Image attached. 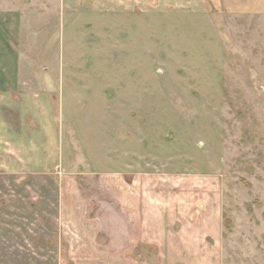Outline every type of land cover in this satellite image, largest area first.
Returning <instances> with one entry per match:
<instances>
[{
    "label": "rangeland",
    "instance_id": "rangeland-1",
    "mask_svg": "<svg viewBox=\"0 0 264 264\" xmlns=\"http://www.w3.org/2000/svg\"><path fill=\"white\" fill-rule=\"evenodd\" d=\"M5 5L25 13H64L63 76L89 113L87 122L74 124L78 143L90 145L78 171L97 173L79 183L87 191L90 215L117 225L114 247H125L120 242L132 229L124 227L127 215L120 208L115 221L105 213L116 211L110 191L140 187L149 174L154 178L146 181L149 186L162 182L166 190H182L181 227L185 235L198 234L193 243L184 237V252L199 250L201 260L176 264H264V0L258 13L226 8L225 0H7ZM101 95L104 100H97ZM72 103L73 111L80 107ZM31 186L26 179L0 180V189ZM98 201L108 206L100 211ZM26 216L23 223L2 222V214L0 237L33 236L36 229L28 228L32 221ZM40 252L38 260L31 255L0 264L103 263L53 261L44 255L48 249ZM128 254L132 258V247Z\"/></svg>",
    "mask_w": 264,
    "mask_h": 264
},
{
    "label": "crops",
    "instance_id": "crops-1",
    "mask_svg": "<svg viewBox=\"0 0 264 264\" xmlns=\"http://www.w3.org/2000/svg\"><path fill=\"white\" fill-rule=\"evenodd\" d=\"M5 4L7 0H0V180L26 179L33 187L1 188L0 217L3 214L6 218L0 220L17 218L23 223L27 214L32 221L28 228L36 232L22 238L1 236L0 260H21L31 255L38 260L40 251L46 249L44 255L53 261L119 264L132 259V264H176L201 260L199 250L184 252V237L193 243L198 234L192 230L185 235L181 227L178 198L182 190H166L162 182L149 186L146 181L154 180L149 174L144 175L140 187L110 191L116 211L105 213L112 214L115 221L120 208L127 215L124 227L127 232L132 229L126 241L120 242L125 247H114L120 236L113 230L117 225L106 226L103 218L90 215L87 191L79 183L97 173L83 175L78 171L81 163H87L90 145L82 148L78 143L74 124L87 122L89 113L83 100L71 92V79L63 76L67 62L59 45L64 31L67 33L64 13H25ZM230 4L245 13L262 11L259 0H225L226 8ZM73 101L80 106L75 111ZM74 165V172L65 171ZM170 196L172 200L167 198ZM98 202L100 211L108 206ZM131 247L132 258L128 254Z\"/></svg>",
    "mask_w": 264,
    "mask_h": 264
}]
</instances>
